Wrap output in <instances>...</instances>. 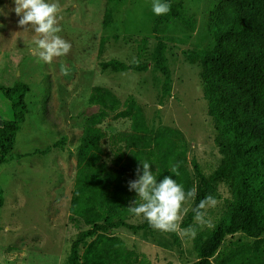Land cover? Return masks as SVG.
Segmentation results:
<instances>
[{"label":"trees","instance_id":"1","mask_svg":"<svg viewBox=\"0 0 264 264\" xmlns=\"http://www.w3.org/2000/svg\"><path fill=\"white\" fill-rule=\"evenodd\" d=\"M167 2L170 12L157 16L152 24L155 44L151 61L138 56L132 63L115 58L103 61L107 38L101 36L96 54L100 72L139 73L151 67L163 77L162 94H169L171 74L158 28L170 20L189 29L194 23L181 14L182 2ZM108 3L106 0L101 19L103 31L109 29L116 6ZM205 29L211 47L185 51L183 56L199 68L201 96L220 156L215 168L210 175H203L195 160H187L188 143L180 130L151 125L131 97L120 101L106 87L92 86L86 103L96 110L84 118L77 139L68 202V221L85 229L71 242L63 264H150L112 233L119 228L132 233L156 231L144 220L128 222L136 218L128 207L137 198L128 184L137 179L136 170H142L144 161L151 165L158 183L170 176L186 190L197 187V196L181 221L182 228H196L195 237L191 236L194 261L190 264H264V0H214ZM27 92L20 82L0 85V95L10 109V117L0 124V165L7 162L24 121ZM106 120L121 122L124 127L109 133L103 127ZM63 146L64 137H60L38 154ZM173 166H178V176L170 172ZM217 182L226 184L228 198L213 225L200 229L192 209L212 195ZM2 203L0 190V207Z\"/></svg>","mask_w":264,"mask_h":264},{"label":"rangeland","instance_id":"2","mask_svg":"<svg viewBox=\"0 0 264 264\" xmlns=\"http://www.w3.org/2000/svg\"><path fill=\"white\" fill-rule=\"evenodd\" d=\"M169 1L182 2L181 14L190 17L194 25L189 29L170 20L158 28L171 74L169 94L164 96L163 77L151 67L139 73L112 74L100 72L96 58L98 41L105 36L101 60L132 63L138 56L151 61L155 44L151 28L157 17L151 11L152 0H108L116 6L106 31L101 28L106 0H58L59 35L72 47L66 56L50 64L38 62L32 54L35 33L18 27L13 0H0V85L20 82L28 88L24 121L7 162L0 165V264H63L71 242L85 229L68 221V202L77 139L84 118L96 110L86 103L92 86L106 87L120 101L131 97L151 125H169L182 132L188 143L187 160H195L203 175H210L215 168L220 156L212 142V121L201 96L199 68L183 56L185 51L211 47L205 21L214 0ZM61 64L70 69L69 75H61ZM9 117V103L0 95V124ZM103 127L113 133L124 125L106 120ZM60 137H64L63 149L38 154ZM227 190L224 182L214 184L212 195L221 203L208 210L206 219L211 224L199 225L200 229L210 228L221 214ZM184 207L190 209L191 201ZM142 221L136 217L128 222ZM112 233L150 264L194 261L191 236L147 230L132 233L124 228Z\"/></svg>","mask_w":264,"mask_h":264},{"label":"clouds","instance_id":"3","mask_svg":"<svg viewBox=\"0 0 264 264\" xmlns=\"http://www.w3.org/2000/svg\"><path fill=\"white\" fill-rule=\"evenodd\" d=\"M15 12L18 19V27L24 31L31 30L35 33L33 37L36 47L32 54L46 64L53 62L55 58L66 56L71 50V43L63 39L59 33L60 4L58 0H13ZM171 10V4L167 0H152L151 11L156 16L166 15ZM2 27V25H0ZM61 75L70 74V69L61 64ZM141 162V161H140ZM141 168H137V179L128 184L129 191H134L137 198L128 207V211L137 218H142L149 226L162 233H176L195 237L196 228L189 226L181 227L183 214L189 209L184 207L189 201L195 200L197 187L192 186L185 189L183 184L177 183L170 176L157 182V177L150 171V164L141 162ZM170 172L178 176V166L170 168ZM220 200L213 195H207L201 199L192 209L194 223L200 226L210 225L211 220L206 219L209 209H214Z\"/></svg>","mask_w":264,"mask_h":264},{"label":"crops","instance_id":"4","mask_svg":"<svg viewBox=\"0 0 264 264\" xmlns=\"http://www.w3.org/2000/svg\"><path fill=\"white\" fill-rule=\"evenodd\" d=\"M1 122H2V120H1Z\"/></svg>","mask_w":264,"mask_h":264}]
</instances>
